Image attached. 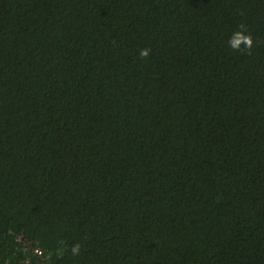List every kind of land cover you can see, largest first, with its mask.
I'll list each match as a JSON object with an SVG mask.
<instances>
[{
	"label": "trees",
	"instance_id": "trees-1",
	"mask_svg": "<svg viewBox=\"0 0 264 264\" xmlns=\"http://www.w3.org/2000/svg\"><path fill=\"white\" fill-rule=\"evenodd\" d=\"M0 264H264V0H0Z\"/></svg>",
	"mask_w": 264,
	"mask_h": 264
},
{
	"label": "clouds",
	"instance_id": "clouds-1",
	"mask_svg": "<svg viewBox=\"0 0 264 264\" xmlns=\"http://www.w3.org/2000/svg\"><path fill=\"white\" fill-rule=\"evenodd\" d=\"M229 47L234 51H241L242 49L251 54V50L254 46V40L252 35L248 32L245 25L238 26V30L234 31L232 37L228 41ZM150 49H141L139 56L143 59H147L150 56ZM74 255H78L80 252V245H76L72 248Z\"/></svg>",
	"mask_w": 264,
	"mask_h": 264
},
{
	"label": "built area",
	"instance_id": "built-area-1",
	"mask_svg": "<svg viewBox=\"0 0 264 264\" xmlns=\"http://www.w3.org/2000/svg\"><path fill=\"white\" fill-rule=\"evenodd\" d=\"M34 251H35L36 255L41 256L43 254L42 251L40 249H38V248L35 249Z\"/></svg>",
	"mask_w": 264,
	"mask_h": 264
}]
</instances>
